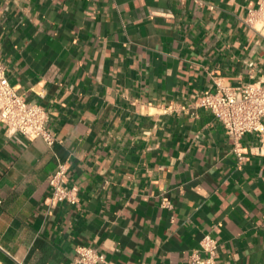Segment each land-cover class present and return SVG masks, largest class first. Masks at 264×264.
<instances>
[{
	"label": "crops",
	"instance_id": "0c3cea01",
	"mask_svg": "<svg viewBox=\"0 0 264 264\" xmlns=\"http://www.w3.org/2000/svg\"><path fill=\"white\" fill-rule=\"evenodd\" d=\"M262 2L0 0L6 77L55 138L0 123V264H72L82 246L102 264H264L259 140L198 104L216 83L264 87ZM59 161L75 205L46 203Z\"/></svg>",
	"mask_w": 264,
	"mask_h": 264
},
{
	"label": "built area",
	"instance_id": "2783aa9c",
	"mask_svg": "<svg viewBox=\"0 0 264 264\" xmlns=\"http://www.w3.org/2000/svg\"><path fill=\"white\" fill-rule=\"evenodd\" d=\"M259 14L264 17V2L259 5ZM253 19L248 18L246 23L252 24ZM199 106L208 110L221 123L225 133L234 143L246 134H253L259 140L258 151L264 155V87L259 83L246 84L240 87H229L216 83L215 90L205 92L199 98ZM47 114L38 104L27 102L18 95L16 89L10 85L5 66L0 60V123L8 135L19 133L23 137L41 139L48 146L55 143L54 136L46 129ZM241 161L242 154L235 150ZM68 165L58 162L54 172L49 176L51 194L46 199L49 206L57 203L75 205L78 202V189L68 184ZM203 250L212 253L215 243L208 236L200 241ZM194 264L202 262L194 255ZM105 262L103 254L89 246L78 247L72 264H102Z\"/></svg>",
	"mask_w": 264,
	"mask_h": 264
}]
</instances>
